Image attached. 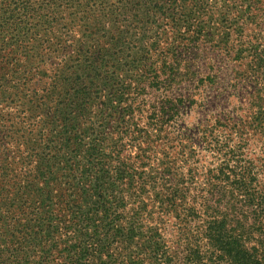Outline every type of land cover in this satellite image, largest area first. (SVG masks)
<instances>
[{"label":"trees","instance_id":"obj_1","mask_svg":"<svg viewBox=\"0 0 264 264\" xmlns=\"http://www.w3.org/2000/svg\"><path fill=\"white\" fill-rule=\"evenodd\" d=\"M0 264H264V0H0Z\"/></svg>","mask_w":264,"mask_h":264},{"label":"rangeland","instance_id":"obj_2","mask_svg":"<svg viewBox=\"0 0 264 264\" xmlns=\"http://www.w3.org/2000/svg\"><path fill=\"white\" fill-rule=\"evenodd\" d=\"M219 31H216L217 35ZM233 46V43H230L231 51ZM196 53H198V56L195 63H198L197 66L200 70L197 71V77H203L204 79H202V83L193 82L189 84V90L184 91L186 94L192 93L197 101L192 107L186 108L188 114L184 116L182 125L189 127H194L204 118H211L210 113L212 111L214 115L220 111L221 108L218 109L216 104L223 105L226 103V97L232 92L229 87L230 77L234 76L235 71L244 68V65L238 66L239 62L228 57L227 51L218 50L208 42L200 46Z\"/></svg>","mask_w":264,"mask_h":264}]
</instances>
